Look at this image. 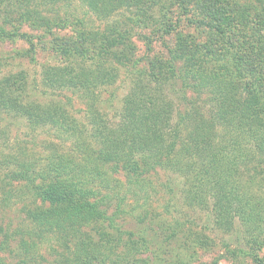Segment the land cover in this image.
Listing matches in <instances>:
<instances>
[{"label": "rangeland", "instance_id": "1", "mask_svg": "<svg viewBox=\"0 0 264 264\" xmlns=\"http://www.w3.org/2000/svg\"><path fill=\"white\" fill-rule=\"evenodd\" d=\"M204 1L0 0V26L7 30L12 29L20 16L32 19L31 13L42 23L56 14L74 21L72 27L55 31L36 22H28L31 25L22 22L17 36L0 37V89L24 107L59 105L91 136L88 117L93 102L83 101L80 92L73 90L75 87H57L49 72L55 68L91 69L97 64L79 48L82 43L76 31L117 30L127 32L131 38L120 50L132 53L129 56L134 64L126 60L127 65L118 67L114 84L97 87L99 94L94 96L98 97L94 105L97 112L108 124H113L119 119L122 102L134 84L137 71L148 70L147 65L154 59H167V49L204 45L210 39L211 31L203 25L210 12L206 16L201 13ZM209 1H206L208 10L216 9L214 4L221 1L230 17L229 26L239 33L252 31L264 48V0ZM103 3L105 11L96 13ZM245 5L253 9L249 20L232 16L231 6L238 9ZM159 29L162 32L168 29L170 34L160 36ZM158 37L162 40H156ZM254 54L260 60V53ZM168 93L172 99L171 92ZM92 140L91 147H97ZM75 150L65 134L61 136L55 131L53 124L31 125L24 115L0 105V264H86L81 259L89 254L102 258L103 264H141L131 257L119 262V253L105 249L108 239L105 234L115 233L107 219H112L121 231H144L142 258L148 259V264H264V224L252 235L254 228L239 218L227 222L216 219L212 206L188 207L184 199L186 175L158 171L147 179L149 185L140 186L142 190L138 191V185L129 182L125 170L108 165L104 167L106 172L94 176L86 185L93 191L91 197L105 219L74 221L70 229L56 222L59 220H46L43 212L55 207L42 203L36 192L14 174L23 170L36 173L57 154L82 157L83 147ZM241 177L247 183L254 181L247 186V194L257 193V199H262L258 209L264 219V189L260 187L264 181V161L251 164ZM122 207L126 210L123 214ZM147 211L157 220L139 223L137 217ZM174 228L177 234L172 233ZM118 250L123 251L121 247ZM255 257L262 262L256 263Z\"/></svg>", "mask_w": 264, "mask_h": 264}, {"label": "trees", "instance_id": "2", "mask_svg": "<svg viewBox=\"0 0 264 264\" xmlns=\"http://www.w3.org/2000/svg\"><path fill=\"white\" fill-rule=\"evenodd\" d=\"M206 1L201 13L206 16L210 12L202 22L211 31L207 43L167 49V59H154L147 65L148 70L137 71L134 84L122 102L119 119L113 124H108L97 112L94 105L98 97L94 96L99 94L97 87L114 84L118 67L127 65L126 60L134 64L129 56L132 53L120 50L130 37L127 32L117 30L76 31L82 43L79 48L84 54H90L97 64L91 69L55 68L49 72L57 87H75L73 90L80 92L83 101L93 102L88 117L92 124L91 136L59 105L24 107L14 101L10 93H2L0 89L1 106L24 115L31 125L53 124L55 131L61 136L65 134L76 150L83 147L79 159L74 155L57 154L36 173L23 170L14 174L36 192L42 203L55 207L43 212L46 220H59L56 222L70 229L74 221L88 223L105 219L92 198L93 191L86 185L94 176L106 172L105 166L112 165L125 170L129 182L138 185V191L142 190L140 186L149 185L147 179L158 171L186 175L184 199L188 207L209 205L216 219L227 222L239 218L249 228H254L252 235L260 230L264 224L258 209L262 199H257V193L247 194V186L254 181L244 182L241 173L254 162L264 161L263 43L252 31H234L221 1L211 10ZM96 9L98 13L106 8L103 3ZM230 9L232 16L240 15L244 21L252 17L253 9L248 5ZM31 16L32 19L17 18L11 30L0 26V37L17 36L22 22H36L50 31L63 30L74 23L58 14L47 17L43 23L36 21L35 13ZM163 32L160 36L170 34L168 29ZM254 52L260 53V60L254 58ZM119 58L125 61H118ZM91 139L97 147H91ZM260 187L264 189V181ZM121 210L122 214L126 211L123 207ZM137 218L142 224L157 220L148 211ZM107 220L115 233L105 234L108 236L105 249L119 253V262L131 257L148 264V259L142 258L146 243L144 231H121L112 219ZM172 233L177 234L176 228ZM86 243L82 242L84 246ZM120 247L123 251L118 250ZM81 260L86 264L104 262L93 254ZM254 260L262 262L258 257Z\"/></svg>", "mask_w": 264, "mask_h": 264}]
</instances>
